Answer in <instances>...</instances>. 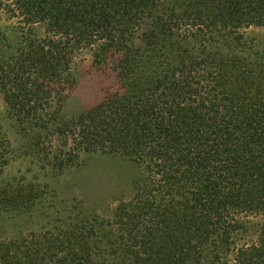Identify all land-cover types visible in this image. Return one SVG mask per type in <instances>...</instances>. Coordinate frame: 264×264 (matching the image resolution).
Listing matches in <instances>:
<instances>
[{"label":"trees","instance_id":"trees-1","mask_svg":"<svg viewBox=\"0 0 264 264\" xmlns=\"http://www.w3.org/2000/svg\"><path fill=\"white\" fill-rule=\"evenodd\" d=\"M0 12V264H264V0Z\"/></svg>","mask_w":264,"mask_h":264},{"label":"rangeland","instance_id":"rangeland-1","mask_svg":"<svg viewBox=\"0 0 264 264\" xmlns=\"http://www.w3.org/2000/svg\"><path fill=\"white\" fill-rule=\"evenodd\" d=\"M10 24H13V21H7L5 20V16L3 13L0 12V26L7 27L10 26ZM251 33H264L263 30H257L252 29L250 30ZM42 32V31H41ZM5 111V105L2 100H0V120H4V112ZM73 110H70V113L73 114ZM6 123V122H5ZM10 129H12L8 124L6 125ZM55 142L58 144V138L55 137ZM26 171V164H22L20 160L13 161L11 164L6 168L5 172L2 176H0V181L2 182L3 179H6V177L15 176L18 174H25ZM106 174H111L109 170H106ZM65 180L69 182L70 178L65 177ZM62 181V180H61ZM66 182V183H68ZM111 198V197H109ZM108 200V199H107ZM108 202H117L116 199L114 200H108ZM18 219V218H15ZM55 217L53 210H47L44 213L35 212L29 216V218H21L18 220H2L0 221V238H6L12 239L16 238L18 236H28L32 232L40 231L41 228L50 230L53 226H55Z\"/></svg>","mask_w":264,"mask_h":264}]
</instances>
